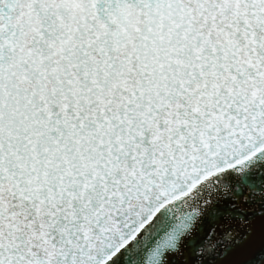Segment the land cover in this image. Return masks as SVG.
Returning <instances> with one entry per match:
<instances>
[{"label":"snow or ice","instance_id":"snow-or-ice-1","mask_svg":"<svg viewBox=\"0 0 264 264\" xmlns=\"http://www.w3.org/2000/svg\"><path fill=\"white\" fill-rule=\"evenodd\" d=\"M245 170L264 183V0H0V264H143L167 209L158 264Z\"/></svg>","mask_w":264,"mask_h":264},{"label":"water","instance_id":"water-1","mask_svg":"<svg viewBox=\"0 0 264 264\" xmlns=\"http://www.w3.org/2000/svg\"><path fill=\"white\" fill-rule=\"evenodd\" d=\"M251 177V170H245L226 177L219 187L209 185L203 194L199 190L193 193L192 206L185 205V215L195 226L194 233L192 228L181 232L174 248L161 249L158 264H264V200L257 199L264 183ZM202 195H207L214 206L211 214L196 207ZM156 220L166 227L157 230L149 225L152 231L140 233L141 237L147 235V247L141 244L134 250L144 252L143 264H147L149 252L160 248L162 238L179 223L177 215L167 209L158 213L154 224ZM229 233L233 238L229 239Z\"/></svg>","mask_w":264,"mask_h":264}]
</instances>
